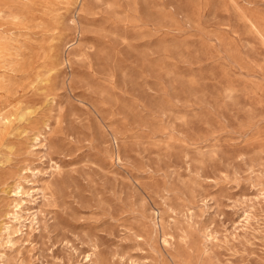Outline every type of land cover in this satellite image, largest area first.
Instances as JSON below:
<instances>
[{
  "label": "rangeland",
  "instance_id": "rangeland-1",
  "mask_svg": "<svg viewBox=\"0 0 264 264\" xmlns=\"http://www.w3.org/2000/svg\"><path fill=\"white\" fill-rule=\"evenodd\" d=\"M0 264H264V0H0Z\"/></svg>",
  "mask_w": 264,
  "mask_h": 264
}]
</instances>
